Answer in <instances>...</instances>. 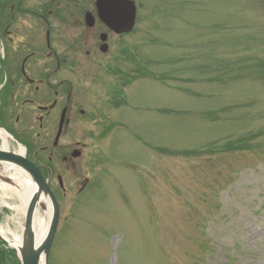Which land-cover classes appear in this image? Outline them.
<instances>
[{
	"label": "rangeland",
	"instance_id": "obj_1",
	"mask_svg": "<svg viewBox=\"0 0 264 264\" xmlns=\"http://www.w3.org/2000/svg\"><path fill=\"white\" fill-rule=\"evenodd\" d=\"M136 1L135 31L78 90L96 117L85 106L64 138L82 155L57 160L67 191L49 262L264 264V0ZM8 186L0 224L22 236Z\"/></svg>",
	"mask_w": 264,
	"mask_h": 264
},
{
	"label": "flooded vegetation",
	"instance_id": "obj_2",
	"mask_svg": "<svg viewBox=\"0 0 264 264\" xmlns=\"http://www.w3.org/2000/svg\"><path fill=\"white\" fill-rule=\"evenodd\" d=\"M100 4L115 5V0H0V125L27 145L31 159L42 156L44 163L38 165L51 172V188L63 194L67 190L65 183L59 185L57 160L68 168L73 164L69 154L79 150L65 151L64 138L87 114L85 106L93 111L78 90L87 79L95 82L102 62L115 61L116 39L132 34L116 35L103 22ZM104 69L115 75L111 63ZM100 104L97 107L104 106ZM33 132L36 139L31 140ZM43 135H49V143L36 151L33 145ZM76 147L85 144L77 142Z\"/></svg>",
	"mask_w": 264,
	"mask_h": 264
},
{
	"label": "water",
	"instance_id": "obj_3",
	"mask_svg": "<svg viewBox=\"0 0 264 264\" xmlns=\"http://www.w3.org/2000/svg\"><path fill=\"white\" fill-rule=\"evenodd\" d=\"M99 11L104 22L111 26L117 34L128 33L133 29L136 16L135 4L133 2L128 0H115V5L100 4ZM61 122L55 145H57L61 134L63 118ZM18 144L20 145L19 142ZM79 156V152L76 151L73 153V157L77 158ZM2 164L14 166L17 170L26 174L35 187L24 215L25 223L22 233L23 244L20 251L15 249L17 255L22 264H48L50 250L58 228L60 215L59 205L55 195L48 185V180L44 179L39 169L30 162L25 155L0 149V166ZM0 179L6 183H11L9 179L4 177ZM59 181L62 184L61 177H59ZM43 198L47 199L50 204L51 218L44 241L40 245H37L33 227L39 210L42 209L46 211V206L42 202ZM1 240L10 246L5 239L1 238Z\"/></svg>",
	"mask_w": 264,
	"mask_h": 264
},
{
	"label": "bare ground",
	"instance_id": "obj_4",
	"mask_svg": "<svg viewBox=\"0 0 264 264\" xmlns=\"http://www.w3.org/2000/svg\"><path fill=\"white\" fill-rule=\"evenodd\" d=\"M0 138L2 139L3 142V149L7 151L9 148L8 147L9 137L1 129H0ZM18 154L25 155V149L21 147L19 149ZM2 176L6 179H9L12 184V186H8L6 188H3L2 190L6 193L14 194L19 199L20 207L16 212L18 213V215L24 216L29 200L35 188L33 183L26 176V174L20 172V170H17V168H15L14 166L7 164H2L0 166V178ZM42 202L46 206V215L44 218H40L38 213L37 217L35 218L34 227H33L37 245H40L44 241L48 232L50 218H51V209L48 200L43 198ZM4 204L9 206L7 203H2V201H0V206ZM0 236L6 241H8V243L12 248L16 249L17 251H20V248L23 244L22 236L17 235L12 230L6 232L2 228L1 224H0Z\"/></svg>",
	"mask_w": 264,
	"mask_h": 264
},
{
	"label": "trees",
	"instance_id": "obj_5",
	"mask_svg": "<svg viewBox=\"0 0 264 264\" xmlns=\"http://www.w3.org/2000/svg\"><path fill=\"white\" fill-rule=\"evenodd\" d=\"M185 154H189V153H185ZM3 257V252H0V258L2 259Z\"/></svg>",
	"mask_w": 264,
	"mask_h": 264
}]
</instances>
